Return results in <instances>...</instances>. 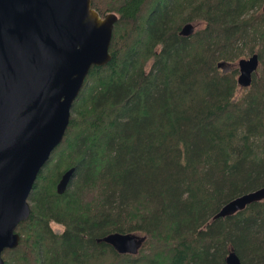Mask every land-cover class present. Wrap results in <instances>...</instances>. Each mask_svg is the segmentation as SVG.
<instances>
[{"label": "trees", "instance_id": "trees-1", "mask_svg": "<svg viewBox=\"0 0 264 264\" xmlns=\"http://www.w3.org/2000/svg\"><path fill=\"white\" fill-rule=\"evenodd\" d=\"M263 5L91 0L101 18L117 16L111 60L84 80L2 264H226L230 251L264 264V201L213 219L264 187ZM186 24L200 29L180 36ZM245 54L258 56L261 72L241 88L237 69L218 64ZM112 233L146 239L136 255H120L98 242Z\"/></svg>", "mask_w": 264, "mask_h": 264}, {"label": "water", "instance_id": "water-1", "mask_svg": "<svg viewBox=\"0 0 264 264\" xmlns=\"http://www.w3.org/2000/svg\"><path fill=\"white\" fill-rule=\"evenodd\" d=\"M264 13V5L262 7ZM115 14L101 18L91 0H0V264L17 246L16 226L30 213L28 195L67 127L71 106L92 67L110 60ZM186 24L180 36L189 37ZM237 85L248 88L257 72L256 54L238 61ZM223 64H218L222 68ZM73 168L54 191L61 195ZM264 201V187L224 204L214 220ZM146 237L112 233L103 242L120 255H136ZM226 264H241L230 251Z\"/></svg>", "mask_w": 264, "mask_h": 264}, {"label": "rangeland", "instance_id": "rangeland-1", "mask_svg": "<svg viewBox=\"0 0 264 264\" xmlns=\"http://www.w3.org/2000/svg\"><path fill=\"white\" fill-rule=\"evenodd\" d=\"M263 7V6H262ZM193 26H194V31H197V30H199L200 29V26H197V25H195V24H192ZM251 56V54H245L244 55V57H242L241 59H248L249 57ZM241 59H239V60H241ZM238 60V61H239ZM238 61H235V62H233V63H229V64H227V65H225V66H222V68H221V71L223 72V73H226V72H228V71H230V70H233V69H237V76H236V81H237V77H238V74H239V72H238ZM260 72H261V67H260V65L258 66V69H257V72H256V77H258V75L260 74ZM237 92V96H240L243 92H245V90H243V89H241V88H239L238 87V90L236 91ZM50 227H51V229L53 230V231H60V228H59V226H57L56 224H54V223H52L51 225H50ZM136 235H138V236H141V234H139V233H135Z\"/></svg>", "mask_w": 264, "mask_h": 264}]
</instances>
